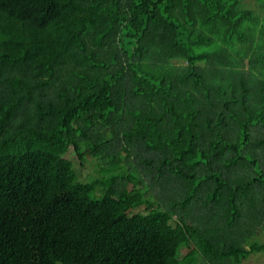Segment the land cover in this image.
<instances>
[{
    "label": "trees",
    "instance_id": "16d2710c",
    "mask_svg": "<svg viewBox=\"0 0 264 264\" xmlns=\"http://www.w3.org/2000/svg\"><path fill=\"white\" fill-rule=\"evenodd\" d=\"M256 217L264 0H0V264H235Z\"/></svg>",
    "mask_w": 264,
    "mask_h": 264
},
{
    "label": "rangeland",
    "instance_id": "374dc122",
    "mask_svg": "<svg viewBox=\"0 0 264 264\" xmlns=\"http://www.w3.org/2000/svg\"><path fill=\"white\" fill-rule=\"evenodd\" d=\"M249 1L250 3H253L254 0H246ZM205 49H201V52H204ZM204 63L207 62V60L203 61ZM94 160H90L84 167H80L79 171H80V176L81 177H85L89 172H91L93 170L94 167ZM199 211L203 214L202 217V221L203 223H201V231H207L206 228H208V232H207V236L209 233V229H213L215 230L214 232V238H213V244H212V249L214 250V252L218 253V250H222L227 244V241H223V239L219 238L220 232L222 231V228H229V224H227L226 220H219L214 218L215 216L213 215V210L211 212V210H209V208H206L205 211H203V209H199ZM210 218V219H209ZM200 220V218H199ZM208 220V221H207ZM251 225V226H250ZM252 227V228H251ZM249 229V231H252V236L249 238H245L244 240V248H247L249 250H252V248H254L255 243L258 244H264V218L261 217L258 218L256 217L255 219V224H252V221L248 223V225L246 226V229ZM254 232V233H253ZM221 236V235H220ZM223 238V236H221ZM198 250V249H197ZM202 252L201 249L198 250L194 255L192 253L186 252L185 250H183V252L181 253V255L183 254H189V258H192L193 256H195V261H193L192 264H227V262L231 261V257L229 258L230 260H222L221 259V255L217 256V255H213L212 253H210L209 251L204 254V253H200ZM251 258L254 260V262L252 261V264H264V251H253V253L249 254L247 256V260H251ZM57 264H61V263H57Z\"/></svg>",
    "mask_w": 264,
    "mask_h": 264
},
{
    "label": "crops",
    "instance_id": "0c3cea01",
    "mask_svg": "<svg viewBox=\"0 0 264 264\" xmlns=\"http://www.w3.org/2000/svg\"><path fill=\"white\" fill-rule=\"evenodd\" d=\"M257 252V251H256ZM247 260V258L246 259H244L243 261H241V262H237V263H235V264H252V261L254 262V260L251 258V260H248V261H246Z\"/></svg>",
    "mask_w": 264,
    "mask_h": 264
}]
</instances>
